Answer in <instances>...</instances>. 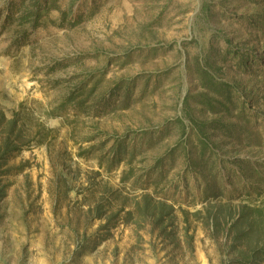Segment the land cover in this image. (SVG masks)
Segmentation results:
<instances>
[{
	"label": "rangeland",
	"instance_id": "374dc122",
	"mask_svg": "<svg viewBox=\"0 0 264 264\" xmlns=\"http://www.w3.org/2000/svg\"><path fill=\"white\" fill-rule=\"evenodd\" d=\"M263 18L264 0H0V264H264Z\"/></svg>",
	"mask_w": 264,
	"mask_h": 264
},
{
	"label": "trees",
	"instance_id": "16d2710c",
	"mask_svg": "<svg viewBox=\"0 0 264 264\" xmlns=\"http://www.w3.org/2000/svg\"><path fill=\"white\" fill-rule=\"evenodd\" d=\"M36 2H33L29 7L27 6L26 8H24L22 10L21 16L20 18L22 19H28L30 16H33V18L35 17L36 11H32V8H35L37 5L35 4ZM6 7H11V3H9ZM32 7V8H31ZM264 19V18H263ZM206 63L208 64L209 62L206 60ZM197 73L202 76V78H200V81L203 82L201 84V86L203 88H208L211 89L214 88L217 89L218 91H222L223 92V99L221 98L220 100H216L217 103L224 109L225 108V104L229 103L231 100V92L230 89L228 88V84L226 83H220L218 82V80H216L212 74H210L206 69H204V66H198L197 67ZM200 96H202L201 101L204 102V104H208L209 106H211L210 101H212V98H210L207 93L201 92ZM193 127H192V131L197 135L198 137V141L200 143V156H199V160L198 162L194 163L196 166L202 165L204 166V168H207L209 166V160L210 157H206L205 154L209 153L210 156L213 157V153L211 148L208 146L207 142H206V136L202 137V135H204L203 132V126L205 125V122H193ZM225 165V163H223ZM219 166V164H218ZM210 168V166H209ZM194 168H191V165L189 166V169L186 171V174H189L190 172H193ZM196 169V168H195ZM221 169V168H219ZM195 177H197V173H194ZM204 175V174H203ZM215 183H212L210 185V187H214ZM262 255H264V250L259 251L258 253L254 254V256L252 257V259H250V262H255L257 259H259L260 257H262Z\"/></svg>",
	"mask_w": 264,
	"mask_h": 264
},
{
	"label": "crops",
	"instance_id": "0c3cea01",
	"mask_svg": "<svg viewBox=\"0 0 264 264\" xmlns=\"http://www.w3.org/2000/svg\"><path fill=\"white\" fill-rule=\"evenodd\" d=\"M102 214L103 212L101 211V209L99 210V207H97V210H96V214H95V219H101L102 218ZM104 216V215H103ZM168 217V216H167ZM172 216L171 214L169 215L168 218H166L165 222L164 223H167L169 222V224H172ZM163 228V226H161ZM172 229V230H170ZM162 236L164 238H169L172 242H175V238H174V228L172 225H170V227L168 228L167 231H163L162 232ZM103 244V243H102ZM174 244V243H173Z\"/></svg>",
	"mask_w": 264,
	"mask_h": 264
}]
</instances>
